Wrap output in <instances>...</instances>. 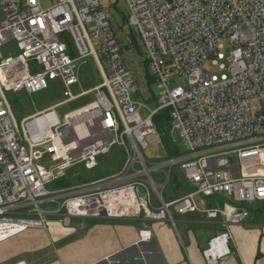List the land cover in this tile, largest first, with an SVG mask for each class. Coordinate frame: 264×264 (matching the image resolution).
Wrapping results in <instances>:
<instances>
[{
    "label": "built area",
    "instance_id": "2783aa9c",
    "mask_svg": "<svg viewBox=\"0 0 264 264\" xmlns=\"http://www.w3.org/2000/svg\"><path fill=\"white\" fill-rule=\"evenodd\" d=\"M42 1L0 0V243L51 221L132 218L176 228V214L198 212L225 228L208 241L205 259L229 254L230 226L249 215L242 204L264 201V0H124L155 103L145 117L104 0ZM10 43L14 54L4 55ZM89 64L102 81L77 92L80 66ZM52 83L62 100L17 121L7 93ZM90 94L59 118L56 107ZM164 110L167 135L184 151L152 163L143 150L148 137L160 138L154 117ZM113 147L123 157L116 172L53 188L74 166L97 167ZM173 172L189 189L167 200ZM215 195L226 200L199 207L196 196ZM138 237L148 241L151 232Z\"/></svg>",
    "mask_w": 264,
    "mask_h": 264
},
{
    "label": "crops",
    "instance_id": "0c3cea01",
    "mask_svg": "<svg viewBox=\"0 0 264 264\" xmlns=\"http://www.w3.org/2000/svg\"><path fill=\"white\" fill-rule=\"evenodd\" d=\"M187 192L167 194L171 200ZM226 200L223 195L196 196L200 208ZM249 215L230 226V253L207 260L208 241L225 231L219 220H207L198 212L176 214V228L166 221L140 219L73 218L69 226L49 222L47 230L29 229L0 243V264H264V201L242 204ZM151 232L140 241L138 232Z\"/></svg>",
    "mask_w": 264,
    "mask_h": 264
},
{
    "label": "rangeland",
    "instance_id": "374dc122",
    "mask_svg": "<svg viewBox=\"0 0 264 264\" xmlns=\"http://www.w3.org/2000/svg\"><path fill=\"white\" fill-rule=\"evenodd\" d=\"M42 2L44 4H49V2L51 3L52 1L43 0ZM103 6L104 11L108 16V20L116 34V37L123 47L122 57L124 59V62L135 79L138 80L141 89L139 100L145 105L140 109V115L142 117H145L148 114V108L153 109L155 107V103L150 96V92L147 89L145 82V49L142 46L140 38L136 34V32L134 30L130 31L129 28L126 27V22L123 19V15L127 13L124 0H104ZM1 18L2 17L0 11V19ZM130 42H132L133 45ZM223 51L226 53V49H224ZM3 53L4 55H13V44L10 43V46L8 45V47L3 50ZM80 67L79 79L81 82L79 86H76L74 88L75 91L80 92L86 90L87 88L92 87L93 85L98 84L102 81L100 75L96 72V69L93 68V64L83 66L81 65ZM205 67L216 72L215 66H212L209 61L206 63ZM179 84L183 85L181 82H179ZM7 95L13 104V110L16 115L17 121H19L20 118L24 116L34 113L36 110H41L62 100L60 87L56 83L50 84L48 89L44 91L33 93L31 95H28L21 91L17 93L10 92L7 93ZM92 97L93 95L90 94L89 96H85L77 101L63 104L56 107L55 111L59 118H62L65 113L77 108L81 104H84L89 99H92ZM263 104L260 105L263 106ZM257 110L258 107H254V111ZM147 140L149 142L148 147L143 150V154L148 161L156 163L167 158V150L161 137H148ZM167 140L168 146L176 150L177 153H180L182 150L184 151L183 145L179 143L176 136L174 138L168 135ZM122 158L123 157L120 154V150H118L117 147H113L108 154L103 155L99 158L97 167L92 170H85L82 172L78 169L79 166H74L73 168L77 167V170L74 169L73 171H71L73 169L72 168L67 171L64 176L67 175L66 178H68L69 180L65 181H72L70 183H67L68 186L75 185L91 179H97L111 172H116L120 167ZM175 173L176 172L172 173L171 180L164 190V196L177 191L175 186V183H177V181L183 182V179L179 174H177V176L175 177ZM77 176L79 177L76 179ZM159 176L160 174H153L155 180H160L161 176ZM57 184L58 183L53 184V188L58 187ZM12 262L13 260H11L9 264Z\"/></svg>",
    "mask_w": 264,
    "mask_h": 264
},
{
    "label": "trees",
    "instance_id": "16d2710c",
    "mask_svg": "<svg viewBox=\"0 0 264 264\" xmlns=\"http://www.w3.org/2000/svg\"><path fill=\"white\" fill-rule=\"evenodd\" d=\"M125 16L123 15V19L125 20ZM154 122L156 124V127H157V130H158V133L162 139V141L164 142V145L166 147V150H167V153L168 154H172L173 152H175L174 149H172L170 146H168V140H167V126H168V113L166 110H164L163 112L159 113L158 115H156L154 117ZM77 167L73 168L71 171H73L74 169H76ZM78 169L80 171H85V169L82 167V166H79ZM82 169V170H81ZM77 170V169H76ZM70 171V172H71ZM67 176V175H66ZM66 176L60 178L57 182L55 183H58V187H62V186H68V182H72V181H65V180H69L68 178H66ZM177 176V173H175V177ZM79 176L76 177V179L78 178ZM175 182V181H174ZM183 182L182 181H177V183H175V186H176V190L180 189V186ZM189 188L187 187V190Z\"/></svg>",
    "mask_w": 264,
    "mask_h": 264
},
{
    "label": "bare ground",
    "instance_id": "6f19581e",
    "mask_svg": "<svg viewBox=\"0 0 264 264\" xmlns=\"http://www.w3.org/2000/svg\"><path fill=\"white\" fill-rule=\"evenodd\" d=\"M257 170L260 173H264V151H262V153H261V162H260V166L257 168Z\"/></svg>",
    "mask_w": 264,
    "mask_h": 264
},
{
    "label": "water",
    "instance_id": "95a60500",
    "mask_svg": "<svg viewBox=\"0 0 264 264\" xmlns=\"http://www.w3.org/2000/svg\"><path fill=\"white\" fill-rule=\"evenodd\" d=\"M142 214V213H141Z\"/></svg>",
    "mask_w": 264,
    "mask_h": 264
}]
</instances>
